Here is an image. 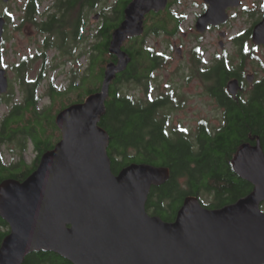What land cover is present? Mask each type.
<instances>
[{
	"label": "water",
	"instance_id": "water-1",
	"mask_svg": "<svg viewBox=\"0 0 264 264\" xmlns=\"http://www.w3.org/2000/svg\"><path fill=\"white\" fill-rule=\"evenodd\" d=\"M166 1L130 3L110 41L118 62L106 66L101 90L57 115L62 139L43 155L31 176L0 185V216L11 229L0 247V264H23L40 251L56 253L72 264H264L260 142L241 147L233 163L235 173L254 187L248 196L212 210L198 198L187 197L174 222L146 210L151 188L170 177L168 168L130 164L115 175L110 166L109 134L100 121L112 81L131 61L122 46L129 37L143 34L144 14L164 9ZM203 1L208 10L195 25L199 35L210 26L226 24L229 9L241 6V0ZM5 24L0 16V43ZM251 40L254 47L264 48V17L253 27ZM247 80L252 84L255 75ZM8 87L1 69L0 95ZM227 87L234 98L242 89L238 80Z\"/></svg>",
	"mask_w": 264,
	"mask_h": 264
},
{
	"label": "trees",
	"instance_id": "trees-1",
	"mask_svg": "<svg viewBox=\"0 0 264 264\" xmlns=\"http://www.w3.org/2000/svg\"><path fill=\"white\" fill-rule=\"evenodd\" d=\"M101 1L59 0L58 13L52 21L40 24L36 19L40 4L38 0H30L24 9L22 24L35 25L43 35L49 33L45 40L46 48L57 47L72 56L75 49L68 45V40L74 38L72 45L79 40L80 25L84 22L83 11L85 8L95 10ZM132 1L118 0L113 11L101 14L104 20L93 35L95 43L90 54L88 74L79 81L74 80L64 92L56 91L53 87L49 92V105L40 107L42 97L37 94L42 80L47 77L44 65L40 76L34 80L28 77L31 69L28 60L14 67L23 96L20 102H13V92L0 98V106L5 102L10 110L0 120V146L4 143L19 144L21 158L7 165L0 156V185L7 180L23 182L31 176L38 169L43 155L52 151L61 140V131L56 124L57 115L70 105L82 103L101 90L106 66L118 62V58L110 52V41L124 21L125 10ZM3 15L8 16V13L4 12ZM251 34L252 29L234 36L233 43L247 46ZM56 39L60 40L59 44L55 42ZM138 40V37L131 38L123 46L131 61L127 69L117 74L112 81L105 103L106 113L100 121V126L109 134L107 154L111 159L113 173L119 174L130 164L168 168L170 177L163 185L152 187L146 201L148 213L165 222L176 220L178 212L190 196L198 198L204 207L211 210L234 204L248 196L254 187L235 173L233 163L245 144L255 146L260 142L264 153V65L261 64L263 76L255 73L256 79L251 85V91L245 96L241 93L235 100L225 92L224 86L230 78L237 77L235 73L238 70L229 67L225 61H219L218 68L210 75H220L219 104L227 109L225 120L216 132L210 130L204 122L196 149H193L179 128L171 135L166 118H159V111L169 106L172 99L165 96L154 100L148 88L144 99L120 92L125 82L149 81L161 64L160 56ZM67 45L70 49H67ZM3 49V45H0V65ZM253 49L247 50L251 53L249 56L242 55L244 63L254 59ZM33 60L35 62L37 58ZM69 95H73L74 99L71 100ZM29 147L37 155L32 164H28L23 157L24 149L28 150ZM204 196L211 198V201L206 202ZM0 229L3 230L0 233L1 247L10 234L9 224L1 216ZM23 264L72 263L56 253L40 251L28 255Z\"/></svg>",
	"mask_w": 264,
	"mask_h": 264
},
{
	"label": "rangeland",
	"instance_id": "rangeland-1",
	"mask_svg": "<svg viewBox=\"0 0 264 264\" xmlns=\"http://www.w3.org/2000/svg\"><path fill=\"white\" fill-rule=\"evenodd\" d=\"M28 0H13L9 4H4L0 0V14L3 15L6 10L14 13L16 16L15 22L12 24V28L8 29L6 35V43L4 48L6 52L1 62L3 69L7 71V76L10 83V90H13L16 98L21 99L22 93L17 84L18 76L14 71V67L21 63L23 60H28L31 63V69L28 72L30 79L37 78L41 72V68L46 67L47 79L42 82L39 90V95L42 97V103L40 107L47 106L50 103L48 94L54 87L56 91L64 92L69 88L72 80L76 77L81 79L88 74L90 54L92 53L93 42L95 41L94 33L95 29H98L103 18L95 19L94 16L101 15L104 8L113 6L116 0H103L98 4V8L95 10L86 9L83 12L84 19L86 20L83 26V33L80 39L71 44L74 39L71 37L68 40V45L74 47L75 51L73 56H66L65 53L56 49L45 50L44 42L47 38L39 32V29L32 24L25 25L22 29H17L19 22L24 14L25 4ZM55 0H46L41 7V13L47 8V6L54 3ZM179 6L173 8L181 18V31L175 37H170L163 34H149L146 41L147 46L153 47L155 53L161 54L167 57V60L161 58V64L157 71H154L153 79L146 83L125 82L120 87V92L124 95H133L138 99H144L146 88H150L151 97L153 99L163 98V96L173 91V96L177 97L176 103H171L169 106L162 108L159 111V118L165 119L167 116L172 117L169 121L168 118V130L171 135L178 130H182L188 127L194 129L199 121L208 122L209 125L215 128H219L221 125V113L215 112L212 102L206 97H200L201 89L195 88L196 85L188 86L184 79L185 63L187 59L183 61L177 52V48H182L184 54H188V50L194 43H203L208 49H217L215 53H218L220 49V43L225 44V50L230 56H233L232 66H236L237 56L235 49L232 46L234 36L249 31L253 26L260 22L264 16V0H241L242 4L240 8L229 9L231 14V20L225 25L218 27L219 29L208 31L202 39L196 38L198 35L195 32V23L199 13L203 11V1L201 0H182ZM109 11V7L106 8ZM167 17H171L167 14ZM151 15L149 19L151 20ZM166 20V18L164 19ZM178 26V22L175 19L169 18L167 27L170 30H174ZM165 29V30H169ZM173 32V31H171ZM222 33L225 34L224 38L221 37ZM185 34V36H184ZM56 43L59 44L60 40L56 39ZM95 43V42H94ZM67 45V49L70 47ZM253 49L254 59L247 60V67L251 73H259L263 76L261 64L264 65V48L254 47L251 39L248 41L249 50ZM39 53H45V57H39L35 62L33 57ZM45 63V64H44ZM56 67V69H54ZM193 98H190V96ZM71 100L74 99L73 95H69ZM183 100V104L179 100ZM171 107V108H169ZM173 108V110H172ZM214 111V112H213ZM9 112V108L6 105L0 107V115L4 116ZM193 132H190L192 135ZM17 143H8L2 148L5 160L7 163H15L18 158H21L20 148ZM36 152L29 147L24 159L28 164H32L36 159ZM206 202H210L211 198L204 196Z\"/></svg>",
	"mask_w": 264,
	"mask_h": 264
},
{
	"label": "flooded vegetation",
	"instance_id": "flooded-vegetation-1",
	"mask_svg": "<svg viewBox=\"0 0 264 264\" xmlns=\"http://www.w3.org/2000/svg\"><path fill=\"white\" fill-rule=\"evenodd\" d=\"M181 1L182 0H167L166 6L164 9L152 10L149 13L144 14L145 17L143 20V27H142L144 32H143L141 37H138L139 42H141V43L144 42V44H145L144 47H148L146 39H147L149 34H152V35L153 34H163V35H167V37L168 36L175 37L179 34V31H181V27H180L181 18H180V15H178V13L176 11H173V8H175L176 6H179L182 3ZM201 1H203V0H201ZM58 3H59V0H55L53 4H51L50 6H47V8L43 11L44 13H41V8H40V12L38 15V20H39L40 24L44 23V22L48 23V22L52 21L53 17H55L54 15L58 11V7H57ZM203 3H204V1H203ZM108 7H109L110 12L113 11L114 6H108ZM108 7H106V8H108ZM106 8L103 11L104 14L107 13ZM82 9L83 8H81V11H82ZM207 10H208V6L204 3L203 4V11L201 13H199L198 18L201 17L202 15H204L205 12H207ZM167 14L171 15L170 18L175 19L178 22V26H176V28L174 30H170L167 27V25L169 23V18L167 17ZM151 15L153 16V18L150 20L149 17ZM165 18H166V20H164ZM230 20H231V18H230ZM196 23H195V25H196ZM12 24L13 23H12L11 19L9 20L7 18V30L4 33V42L6 41V35L8 32V29L13 27ZM84 24H85L84 22L81 23L80 30L83 28ZM226 24H223L222 26H225ZM194 28H195V32H196V26ZM165 29H169V30H165ZM216 29H219V28L210 26L209 29L207 30V32L213 31ZM171 31H173V32H171ZM46 35L49 36L50 34L46 33ZM197 35L198 36L196 38L201 40L203 38L202 36L204 34L199 35L197 33ZM241 35H242V33H241ZM184 36H185V34H184ZM223 38H224V36H223ZM232 46L235 49V54L237 56V62H238V64L236 66H233V69L234 70L237 69L238 72L235 73L237 77L230 78L228 80L227 85L224 86V90H225V92L228 93V95L232 99L237 100L236 98L238 97V95L240 96L241 93L243 94V96H245L247 93H249L251 91V87H252L251 85L252 84H250L248 82L247 76L249 74H255V73H251L247 67V62L244 63L245 61H242V57H243L242 55L249 56L251 54L250 51H247L248 45L242 46V45H237V44L232 43ZM182 50H183L182 48H177V52L180 55V58L183 61H185L187 59V62L185 63V65H186L185 68L187 69V71H185V75H184V79L186 80V83L188 84V86H192L193 84H195L196 85L195 88L201 89L200 97L208 98V100H210L212 102V106H213L215 112L221 113V121H220L221 122L220 127H221L222 123H224L225 115L227 113L226 112L227 109L224 106H220V104H219V88H218L219 87V81H218L219 77L218 76H220V75L217 74L218 76H211L210 74L214 73V70L218 68V64L220 63L219 61L227 62L228 66L231 67L232 61H233V56H230L228 54V52L225 50V44H223L222 42L220 43V49H219L218 53H215V51H217V49H208L205 44L199 43V42L191 45L190 49L188 50L187 55H185L184 51H182ZM242 52L244 54H242ZM163 59L167 60V57L163 56ZM231 80H238L240 83V86L242 88L241 91H239V93L237 94L236 98L232 97V95L228 91L227 86ZM172 92L173 91H170L169 93L173 94ZM190 98H193V96L191 95ZM183 100H179V101L183 104V102H184ZM171 103H173V102H171ZM169 108H171V107H169ZM168 118H169V121H171L172 120L171 115L166 117L167 126L169 123ZM204 122L205 121H202V120L199 121L198 124H196L197 126L194 129H189L188 127H185L186 129H184L185 130L184 131V137H186L187 140L190 142V144L193 145V149H196V146H197L198 141H199L198 136L200 135V131H201L202 126H203L202 124H204ZM206 125H208L209 129L212 130L213 132H216V130L218 129V128H215V127H212L211 125H209L208 122H206ZM190 132H193V134L190 135ZM5 146H6L5 143L0 146V156L4 162H5V155L3 154L2 148ZM9 229H10V227H9ZM1 231H3V230L0 229V233H1Z\"/></svg>",
	"mask_w": 264,
	"mask_h": 264
},
{
	"label": "bare ground",
	"instance_id": "bare-ground-1",
	"mask_svg": "<svg viewBox=\"0 0 264 264\" xmlns=\"http://www.w3.org/2000/svg\"><path fill=\"white\" fill-rule=\"evenodd\" d=\"M37 156V155H36Z\"/></svg>",
	"mask_w": 264,
	"mask_h": 264
}]
</instances>
